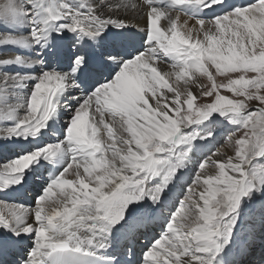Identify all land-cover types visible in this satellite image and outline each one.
Returning a JSON list of instances; mask_svg holds the SVG:
<instances>
[{
    "label": "snow or ice",
    "instance_id": "obj_1",
    "mask_svg": "<svg viewBox=\"0 0 264 264\" xmlns=\"http://www.w3.org/2000/svg\"><path fill=\"white\" fill-rule=\"evenodd\" d=\"M216 8L228 9L226 0H170V6L163 0L82 5L0 0V23L31 27L27 38L0 34V45H39L40 59L33 65L43 66L48 56L65 59L68 69L15 75L37 83L26 114L0 138H38L58 112V97L83 90L72 97L76 104L70 106L65 141L34 148L0 170V192H6L24 186L26 172L42 158L71 153L34 205L0 200V264H121L115 255H102L112 247V230L124 227L126 217L154 210L144 205L129 213L128 206L145 197L159 203L190 156L191 149L179 151L181 146L197 138L187 129L214 115L236 126L227 137L235 153L224 157L217 147L201 161L166 232L143 259L145 264H219V257L231 264L225 247L235 219L228 218L255 189L254 181L264 185V0L200 18V12ZM141 14L143 28L130 19ZM181 15L187 18L182 24ZM133 27L144 31V52H126V30ZM66 32L76 38L64 41ZM162 56L177 63L161 72ZM14 62L22 58L0 65ZM10 79L5 75L0 85ZM19 107L0 94V110H11L10 118ZM158 177L161 182L153 184Z\"/></svg>",
    "mask_w": 264,
    "mask_h": 264
},
{
    "label": "bare ground",
    "instance_id": "obj_2",
    "mask_svg": "<svg viewBox=\"0 0 264 264\" xmlns=\"http://www.w3.org/2000/svg\"><path fill=\"white\" fill-rule=\"evenodd\" d=\"M72 1L74 5H82L86 2V0ZM107 2L114 3L117 2V0H107ZM163 3L165 6H170V0H163ZM226 3L228 5V9L216 8L214 10L202 11L199 13L200 18L210 19L214 15H218L225 10H230L232 6H244L250 3H255V0H226ZM130 19L131 22L137 24L139 28L144 27L143 14H141L140 16H131ZM185 19L187 18L181 15L180 24H182ZM188 22L189 24L193 23V21L191 20H189ZM166 23V19L162 18L160 22L161 27L163 28ZM180 24H178V28L180 27ZM30 31V26L14 28L4 23H0V34L7 35L11 33L13 35L27 38ZM109 31L116 32L118 31V29L110 26ZM126 31L129 35V40L126 45V52L128 51L130 53L137 50L144 52L148 49V46L144 43L145 34L143 30L138 31L133 27L127 29ZM53 35L55 36V33H53ZM75 38V34L66 32L64 34L63 40H74ZM60 39V37H57V40ZM49 50L50 49H45L44 51L47 53ZM40 51L41 46L39 45H29L28 47L11 44L0 45V60L12 59L13 61H15L16 57L22 58V62L20 63L14 62L12 64L0 65V81L3 80L5 75L12 77V79L8 81L6 87L0 85V94L9 96L12 99L13 103L21 105L16 114V118H10L11 110H0V132H2L3 129L4 131H6L7 128L11 127L17 122L20 117L26 114V105L28 98L32 90L34 89L35 84L37 83L36 79H29L24 82L16 80L14 79L16 74H20L21 76L25 74L39 76L43 71L49 70L50 68H55L61 72H66L68 70L65 59L57 61L54 58L48 56H45L46 62L43 66H41L40 64L33 65L34 61L40 59V57L37 55V53ZM162 59V61L157 62L158 70H160L161 72L169 71L170 66L177 63L174 58L171 57L162 56ZM190 78L191 77H189L188 79ZM169 82L173 83V81ZM89 86L90 82L85 79L84 89L86 90ZM81 95H83V90L77 89H72L70 92L61 94V96L58 97L60 107L58 108L57 114L48 122V127L42 130V133L38 138H29L28 140L19 139L16 137L8 139L6 136L0 138V170H3V167L8 162L14 160L17 156L23 155L34 148L43 147L45 143L56 144L65 141L67 122L69 120L68 115L72 114L70 106L73 107V105L76 104V100H74L72 97H78ZM216 120L217 117H212L206 122H214ZM207 137L208 136L206 134H201L197 136L195 140H193L196 143L193 153L203 154L204 145L214 144L213 140H208ZM227 152V156L234 155L232 151L228 150ZM70 158V151H65L63 154L58 155L54 159L42 158L38 163L34 164L26 172L25 180L27 181V183L24 186H13L11 188H8L6 192H0V200L34 205L36 196L43 190V188L47 186L48 183L51 182L53 178L58 176L64 170V168L70 162ZM185 168V165L181 167L176 172L175 176L180 178L183 174H185ZM167 193H169V195H161L159 197V203H153L150 199L145 197V199L140 201L139 204H130L128 206L129 213H131L134 208H139L144 205H150L154 210L147 216L137 213L132 215L131 218L126 217V219H128V223L124 227H120L119 231H117L116 228L120 225H117L112 230V247L108 248L105 252L102 253V255H115L120 260L121 264H145L143 259L144 253L148 251L153 243L156 240L160 239L161 236L166 232L162 231L160 234V231L163 228L167 229V225L171 219V216L169 217V215L164 216L166 215V213L162 212L161 209L164 206L165 201H170V198L172 197L171 192ZM263 198L264 196H262L260 198V201L258 202V204H262L261 208L258 211H256V209L254 208H251L249 209V212H247L243 216L245 217V219L249 216V222L239 224V228L237 229L234 227L235 233L238 235V238L231 241L230 244H227L225 247V251L229 252V259L235 260L241 256L246 241L250 239L254 233L253 225L256 222L257 224H259V222L261 221L262 213L264 212V202L262 201ZM162 217H165L164 220L169 218V221L167 223L162 222ZM137 224L142 227L143 231L145 230V238L152 239L150 246H148L149 241L144 239L143 237L141 238V240H139L140 242L137 240ZM163 224H166V227ZM0 231H3V229H0ZM159 234L160 236H158ZM221 255H223V253ZM217 261L219 262V264H223V261H220L219 257H217Z\"/></svg>",
    "mask_w": 264,
    "mask_h": 264
},
{
    "label": "rangeland",
    "instance_id": "obj_3",
    "mask_svg": "<svg viewBox=\"0 0 264 264\" xmlns=\"http://www.w3.org/2000/svg\"><path fill=\"white\" fill-rule=\"evenodd\" d=\"M46 3H50L51 0H45ZM66 2L73 4L72 0H66ZM222 79L221 77L217 76V80L219 81ZM222 94L225 95H231L226 90L222 91ZM201 101L199 98H197L196 103L199 104ZM75 104L73 105V107ZM72 111V110H71ZM71 116L68 115V118ZM213 117H217V120L214 122H203L198 125H193L190 129H187V131L191 132L192 134L197 136L201 134H206L208 137V140H213L214 144H206L203 146L204 153L203 154H197L193 153L194 147L196 146L195 141L189 142V144L182 145L179 151H185L189 148L191 149L190 156L188 160L185 162V174H183L180 178L177 176H174L170 183L167 184V186L164 188L163 196L169 195L167 192L172 193V197L169 200H166L164 203V206L161 208L162 212H165L167 216L169 217L175 213V211L178 209V206L180 202L183 200L184 196L186 195V189L189 186V184L192 182L194 175L196 174V170L199 167V164L201 161L205 160L207 156H210L215 152L217 147L219 148V152L222 154V156L227 157V151H232L233 154L235 153V146L232 143L231 140H228V135L235 130V125L229 123L228 119L220 117L218 115H214ZM6 125V124H5ZM4 132V129L2 130ZM211 133V135H209ZM48 144V143H45ZM221 147V148H220ZM221 149V150H220ZM228 149V150H227ZM225 150V151H224ZM161 182L160 178L158 177L156 180H154L153 184H159ZM256 187L253 191L250 192L249 195L242 197L240 206L237 208V210L234 213L230 214L229 220L235 219V228H239V224L241 223H247L249 222V216L245 219L243 217L247 212H249V209H256L258 211L261 208L262 204H258L260 201V198L264 196V185L260 184L259 180H256L253 182ZM264 202V198L262 200ZM164 213V214H165ZM170 217V218H171ZM243 217V218H242ZM156 219V217H155ZM165 217H162V222H168L169 218L164 220ZM166 227V224H163ZM120 228L118 226L116 230ZM138 229V235L137 240H141L143 237L145 238V230H142V227L137 224ZM254 233L250 239H248L243 247V251L241 253V256L238 259H230L231 262L234 264H264V212L262 213V219L257 224V222L253 225ZM118 229L117 231H119ZM167 229H162L160 231V234L162 231H166ZM160 234L158 236H160ZM238 238V235L235 233V230L233 228L231 241ZM224 237H220V242L224 243ZM146 240L149 241L148 246H150L152 239L147 238ZM140 242V241H139ZM230 244V243H228ZM261 259V261H260ZM231 263V264H233Z\"/></svg>",
    "mask_w": 264,
    "mask_h": 264
}]
</instances>
